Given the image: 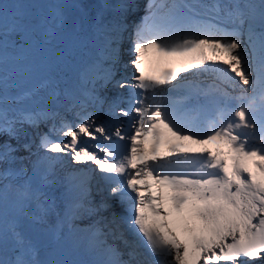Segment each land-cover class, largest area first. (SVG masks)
Returning <instances> with one entry per match:
<instances>
[{"label":"snow or ice","instance_id":"snow-or-ice-1","mask_svg":"<svg viewBox=\"0 0 264 264\" xmlns=\"http://www.w3.org/2000/svg\"><path fill=\"white\" fill-rule=\"evenodd\" d=\"M23 7L0 3V202L16 197L12 218H0V264H62L42 258L46 239L59 240L70 218L104 212L88 226L105 256L98 264H149L141 246L155 264H264V0H147L144 15L132 20L138 5L125 0L116 6L120 17L98 14L101 55L82 77L91 87L74 100L72 120L54 109L9 115L7 105L35 95L9 94V49L23 52L41 40L39 21H29ZM66 24L61 6L54 28ZM125 33L132 59L122 65ZM129 65L130 76L120 72ZM203 72L215 74L207 87L182 75ZM182 81L184 95L173 98ZM223 85L239 87L240 96ZM109 86L117 90L111 100L100 95ZM202 97L214 106L206 119ZM106 101L109 119L101 120ZM41 123L48 124L36 134L43 156L27 177L12 165L23 160L21 149L32 154V141L20 142L23 125ZM65 156L85 167L65 175L69 200L53 222L56 203L45 188ZM92 172L104 182L98 203ZM125 205L128 215L118 211Z\"/></svg>","mask_w":264,"mask_h":264},{"label":"rangeland","instance_id":"rangeland-1","mask_svg":"<svg viewBox=\"0 0 264 264\" xmlns=\"http://www.w3.org/2000/svg\"><path fill=\"white\" fill-rule=\"evenodd\" d=\"M91 1L94 0H84L86 4ZM100 1L102 0L98 1L96 4L97 6L108 5L106 2ZM110 1L111 3H118L115 0ZM145 1L146 0H135V3L138 7H141ZM0 3L23 5L24 7L18 9V11L23 12L29 21L33 23L39 21V33L41 37L40 42L33 44L23 52L15 51L11 48L9 49V61L7 65L9 94L27 93L29 91L35 92V95L31 97L24 96L20 101L7 105L9 115H15L19 118L26 110L34 109H54L60 114H66L68 106L72 107L74 100L78 99L84 90L91 87V84L82 77L88 70L91 63L95 62L97 57L101 55L99 52L101 40L97 36L93 25L98 18V14H102V17L106 15L103 19L105 21L111 20L108 14L110 12L106 13L104 10L105 7L99 8L96 14L93 13L90 15V18H88V21L84 26H79L77 22H73L76 18H74L73 15H71V11L66 8L65 0H0ZM86 4L81 3L82 7ZM75 5H77V3H75ZM61 6L63 7L67 17V24L63 30L57 31L54 28V22L56 14ZM116 6L112 9L118 10ZM82 7L77 8L74 6V8L78 10L79 14H90V12L87 11V8ZM9 11H17V9H9ZM71 30H74L75 33L72 34L68 42L65 44L54 42L58 35L62 37L65 35L64 33L70 32ZM130 31L131 29H129V32ZM48 32H52L54 34V38L50 41L47 35ZM130 39L131 37L129 33H125L123 43L121 45V58L127 55V51L124 48L127 46L128 40ZM54 59L60 60L52 65V61ZM130 60L131 58L129 61ZM129 61L125 64L121 62V64L127 65ZM127 68H129L128 70H130V72L133 71L130 65ZM145 70L148 71L147 68ZM198 74L200 79L204 77L202 73ZM212 74L215 76L214 73ZM187 75L189 74H183L184 78L187 77ZM75 77L78 79V82H75ZM200 79L185 78L187 81H195L198 83H201L199 82ZM46 81L49 82L48 87L43 86ZM204 82H206V80H204ZM229 87L233 86L225 85V88L230 92L231 96H240L239 87H234L235 90H229ZM53 88L55 89V94H53ZM168 91L169 90L167 88L163 90L164 94H167ZM247 95L252 96L253 93L249 92ZM208 100L204 99L203 102L205 103L200 100L201 104H209L202 119H206L214 114V106L211 103V97H209ZM106 103L107 101L105 102L104 107L107 105ZM238 104L239 101L233 100L230 106L234 108L238 106ZM71 116L72 115H68V117ZM125 120L126 118L121 121ZM39 126L47 128L46 123H43V125L41 123ZM23 129L24 132L21 135L20 142L23 143L25 140L30 141L31 139L34 141V128L30 127L28 124H24ZM5 139H7V137H5ZM11 143L15 145L17 144V141L12 140ZM17 155L23 157V160L25 159V154L22 151L18 152ZM42 156L43 151L41 150L38 157ZM36 160L37 159L30 161V170L28 169V165H24L19 160L13 164L12 167L18 168L22 166L27 170V177H32L33 162ZM60 163L56 165L55 176L50 178L54 180V183L45 188L49 197L54 199L56 203L55 211L52 213L51 217L53 222L58 219H63L65 204L69 200L67 185L64 180L65 175L73 168L85 167L84 165L72 164L67 156L60 158ZM87 167L93 168L94 166L89 164ZM91 175V181L94 183L92 199L98 203L100 195L97 193L96 188L98 184L103 185L104 182L101 180L99 173L92 172ZM21 182L22 181H15V183ZM15 200V195L13 193H9L7 200L0 202V218H12L14 212L16 211ZM128 207L129 205H125L123 207L118 206V211L123 214V212H126L125 208ZM101 216H107V214L100 213L97 216L90 218L77 217L75 219H68L62 226V235L59 240L46 239V243L42 251V258L61 261L62 264H98L99 261L96 259L100 256H98L95 252H102L103 256L104 253L101 249H98V242L93 240L88 226L93 224L94 221L99 220ZM78 230H81V232ZM75 233L79 234L81 238L82 235L84 236L85 239L83 244L82 239L78 238V235ZM129 239H134V237L131 235L129 236ZM140 250H142V253L145 255L149 264H155V259L152 258L153 256L150 254L148 249L141 246Z\"/></svg>","mask_w":264,"mask_h":264},{"label":"bare ground","instance_id":"bare-ground-1","mask_svg":"<svg viewBox=\"0 0 264 264\" xmlns=\"http://www.w3.org/2000/svg\"><path fill=\"white\" fill-rule=\"evenodd\" d=\"M98 1L99 0H94V1H91V2H88L87 4L84 2V0H65V6H66V8H68V10L69 11H71V15H73V17L74 18H76V20L74 19L73 20V22H77V24L79 25V26H84L85 24H86V22L88 21V18H90V15L91 14H93V13H95L96 14V12H97V10L99 9V8H103V7H105V11H106V13H108V12H110V13H108L109 14V16H110V18H111V20L113 19V18H118V17H120L121 16V12L120 11H118V10H115V9H112L114 6H116V5H119V4H121V3H123V2H125V0H115L116 2H118L117 4H115V3H111V1L110 0H102V1H100V2H106L108 5H104V6H97L96 4L98 3ZM146 2H147V0L145 1V3H143L142 4V6L141 7H138L137 8V10H136V12H135V15L134 16H129V19H139V17L140 16H142V15H144V6H145V4H146ZM189 2H192V0H189ZM199 2L200 3H211V0H199ZM241 2H243V0H241ZM68 3H70V4H68ZM75 3H77V4H79V5H81V3H84V4H86V5H84L83 7L84 8H87V11L88 12H90V14H87V13H85V15H82V14H79V12H78V10H76L75 8H74V5H75ZM82 6V5H81ZM82 7V8H83ZM140 13V14H139ZM106 17V15H104L103 16V19ZM242 39H244V37H242ZM101 46V45H100ZM126 51H127V55L125 56V57H123V58H121V62L123 63V64H125L127 61H129V59L131 58L132 59V53H131V39L130 40H128V43H127V46H125V48H124ZM100 56V55H99ZM98 56V57H99ZM98 57H97V60H98ZM128 59V60H127ZM60 59H54L53 61H52V65H54L56 62H58ZM96 60V61H97ZM93 63H91V65H92ZM90 65V66H91ZM89 66V67H90ZM100 67H103V65L102 64H97V68H100ZM147 67L145 66V69H146ZM89 69V68H88ZM129 68H126L125 70H124V68L123 67H121V69H120V72H124L126 75H131L132 74V72H130V70H128ZM123 70V71H122ZM146 71V70H145ZM120 72H118V74H117V78H119V75H120ZM203 74V78H201L200 79V77H199V74L198 73H195V74H189V75H187V77H189V78H187V77H185L186 79H192V78H196V79H200L199 80V82H201V84H202V86H205V87H207L209 84H211V83H213L215 80H216V78H215V76H213V74L211 73V72H203L202 73ZM183 75V74H182ZM204 80H206V82H204ZM75 82H78V79L75 77ZM175 83V82H174ZM183 81L181 82V87H179L175 92H173L171 95L173 96V98H180L181 96H183L184 95V91H183ZM223 87H225V85H223ZM235 86H233V87H229L228 89L229 90H235V88H234ZM108 91V92H106V91ZM110 90V91H109ZM116 91L117 90H114V89H112L111 88V86H109V88L108 89H104V90H101V92H100V95L101 96H106V97H108V100H111L115 95H116ZM168 94V93H167ZM167 94H165V95H167ZM250 96V95H249ZM202 101L201 102H203V98L201 99ZM209 101V100H208ZM207 102V101H206ZM203 103H205V102H203ZM107 105L104 107L103 106V109H101L100 111H99V118L101 119V120H107L108 118H109V116H108V103H106ZM209 104H207V106H208ZM85 107H87V105H85ZM208 109V108H207ZM75 111L76 112H78L79 111V108L77 107L76 109H75ZM66 114L65 113H61V115L63 116V117H65V118H67L68 120H72L73 118H74V111H73V109H72V107H69L68 106V110H66ZM68 115L70 116V115H72L71 117H68ZM118 119L119 120H122V119H125L124 117H118ZM42 125H43V123H42ZM46 131H48V124H47V128H44V126H39L38 128H34V135H35V140L33 141V139H31L30 141H32V154L31 155H29L27 152H25L23 149H21L20 151H22L24 154H25V159L24 160H22L21 161V163H23L24 165H28V169L30 170V167H31V164H30V161H32V160H34V159H37V157H38V154L41 152V150L38 148V145H39V138H38V136L36 135L38 132H46ZM61 164V163H60ZM104 184V183H103ZM60 194H61V191H60ZM123 214L124 215H128L126 212H123ZM79 232H81V230H78ZM75 234H77V233H75ZM78 235V238H80V239H82V244L84 243V236L82 235V238H81V236L79 235V234H77ZM129 236H131V234H129ZM144 247V246H143ZM144 248H146V247H144ZM147 249V248H146ZM98 251V250H97ZM96 254H98V256H100V257H98L96 260H98V261H102V259H104L105 258V256H103V254H102V252H95ZM102 256V257H101ZM152 258H154V257H152ZM155 259V258H154Z\"/></svg>","mask_w":264,"mask_h":264},{"label":"water","instance_id":"water-1","mask_svg":"<svg viewBox=\"0 0 264 264\" xmlns=\"http://www.w3.org/2000/svg\"><path fill=\"white\" fill-rule=\"evenodd\" d=\"M73 33H75V31L74 30H71L70 32L64 33L65 35L63 34L64 36H62V37L60 35H58L55 38L54 42L59 43V44H62V43L65 44L66 42L69 41V39L71 38V36H72ZM91 188H92V191H93L94 190V183L93 182L91 184Z\"/></svg>","mask_w":264,"mask_h":264}]
</instances>
